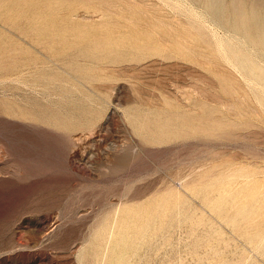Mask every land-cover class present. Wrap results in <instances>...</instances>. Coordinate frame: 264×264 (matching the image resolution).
Masks as SVG:
<instances>
[{
  "label": "rangeland",
  "instance_id": "374dc122",
  "mask_svg": "<svg viewBox=\"0 0 264 264\" xmlns=\"http://www.w3.org/2000/svg\"><path fill=\"white\" fill-rule=\"evenodd\" d=\"M231 1L0 0V264H264L262 17ZM42 74L85 127L27 125Z\"/></svg>",
  "mask_w": 264,
  "mask_h": 264
},
{
  "label": "bare ground",
  "instance_id": "6f19581e",
  "mask_svg": "<svg viewBox=\"0 0 264 264\" xmlns=\"http://www.w3.org/2000/svg\"><path fill=\"white\" fill-rule=\"evenodd\" d=\"M206 1H208L209 3L207 7H210L209 5L211 4L213 5L223 0H206ZM252 1L254 2L249 5L245 4L246 2H252ZM230 6H231L229 7L231 9L230 12L233 16H235V24H234L235 28H238L243 34H246L247 36L249 35L248 24L246 23L245 20H242V17H244V15L247 13L248 14L250 13L252 17H260V16L262 17L260 22L257 20L254 23V25L251 26L256 28L257 32L260 33L259 39H261V42L263 43L264 46V0H232L230 2ZM106 7L107 6H105V8ZM225 10H226L225 7L217 8L215 9L214 14H218L217 12L223 13V11ZM18 12L19 10L17 8L9 7L8 11L0 12V20L3 21L5 24L10 25V27H12L17 23V20L19 19ZM172 21L173 20L171 19V22ZM161 24L162 26L165 25L170 32L174 30L173 25H180L178 21L174 22L173 25L165 24L162 22ZM175 32H177L176 29ZM21 33L24 34L25 32H21ZM199 34L201 33L199 32ZM161 38L162 37H159L160 41ZM164 40L165 38L163 39V41ZM251 43L257 45L256 41H251ZM243 62L247 63V66L244 67L245 70H247V72L250 75H252L254 78L258 79L260 75H257L258 74L256 71L257 68L254 65H252V63L250 62V60L246 55L243 56ZM12 65L13 64L11 63L9 69L13 68ZM21 78L22 77L19 76V78L16 81H19L24 86H27V88L32 87L34 89H38V88L41 89V91L37 92L38 95L29 98V100L26 102L25 109L21 113H19V115L24 119V121L28 123L27 124L28 126H31L32 128L50 127L53 129H60L65 131V134L67 136H70L77 128L86 126V123L75 121L72 119V117L71 119L70 118L67 119L62 116L64 111L68 110V107H65L66 109L64 110L63 109L64 107L62 108V106L59 105V102H56L54 100V96L58 98L60 97V94L58 89L59 85L56 84L53 87H49L51 84L53 85L55 81L53 78L48 77L46 74H42L41 78L32 81H28L27 79L20 80ZM261 80L264 81V79ZM10 111H11L10 109L4 110V112L12 116L11 115L12 113ZM132 122L136 127V132L141 133L140 132L141 128L139 126H141L142 124L137 119L132 120ZM156 123H157L156 126L159 130L154 133L156 137H154V135L153 136L147 135V138L150 141L159 142L162 141L161 134H164L165 133L164 131H169V126H168V122L156 121ZM16 150L18 152H23L24 154H30L28 150H26L22 146H18ZM138 150L139 147L135 143H132L126 150L125 149L117 150V152L113 156H111V159L109 160L108 168L113 170L121 163L132 160L133 158L136 157ZM38 151H39V147L35 145L31 152L33 154V152H38ZM2 155H4V148L0 144V156Z\"/></svg>",
  "mask_w": 264,
  "mask_h": 264
}]
</instances>
